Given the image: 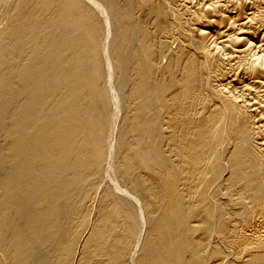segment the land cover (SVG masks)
<instances>
[{"label": "bare ground", "instance_id": "bare-ground-1", "mask_svg": "<svg viewBox=\"0 0 264 264\" xmlns=\"http://www.w3.org/2000/svg\"><path fill=\"white\" fill-rule=\"evenodd\" d=\"M0 264H264V0H0Z\"/></svg>", "mask_w": 264, "mask_h": 264}]
</instances>
